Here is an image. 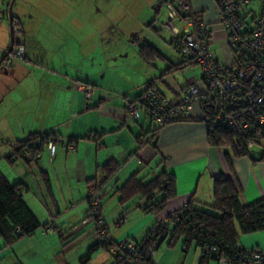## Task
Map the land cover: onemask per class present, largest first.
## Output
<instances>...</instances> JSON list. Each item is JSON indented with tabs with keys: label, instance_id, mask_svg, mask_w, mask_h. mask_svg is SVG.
<instances>
[{
	"label": "crops",
	"instance_id": "obj_1",
	"mask_svg": "<svg viewBox=\"0 0 264 264\" xmlns=\"http://www.w3.org/2000/svg\"><path fill=\"white\" fill-rule=\"evenodd\" d=\"M163 1L165 0H144L145 4H149L147 7L157 2L158 5L154 6L155 12L159 10V5L163 4ZM169 1L173 2V0ZM214 2L215 7L210 0H187L190 13L199 14L208 22L214 21L210 23L214 29L210 40L213 59L218 64L229 65L232 62V54L226 46L227 41L224 34L221 31H216L219 24L215 22L214 18L218 5L215 0ZM8 4L9 0H0V60L10 42L9 16L6 20L4 18L6 12L5 15L3 13L5 6V10L7 8L9 14ZM20 4L25 7H17L14 19L19 22L22 31L25 61H15L9 66H0V106L4 104L13 106L16 112L14 113L12 109L0 111V136L6 137L8 142H12L9 150L13 153L16 144L31 135L52 133V137L57 139L56 143H60L61 146L58 151L57 146L55 147L53 157L57 154L58 157H70L71 161L74 158V162H72V169L75 170V174L72 173L74 185L73 188H69L67 195L71 201L76 199L78 204L82 201L86 203V197L93 189V177H98V180L103 178L101 170L108 161H114L120 167L103 183V194L113 191V187L119 190L135 172H138V177L142 178L144 182L163 170L174 176L176 195L165 203L162 210L155 215V220L165 219L174 211L179 210L190 198L193 200V206L198 208L212 204L213 180L219 175L231 179L234 189L238 191L241 204H249L264 197V141L247 148V151L239 156L234 155L230 146L211 145L207 139V125L198 105L194 106L185 117L174 119L159 128L156 131L158 133H155L157 128L155 122L145 116L134 120L125 114L126 99L123 96H137L147 80L152 79L160 91L163 86L170 90L169 95L162 91L169 99H172L188 81H197L198 86L202 88L201 76L199 79L194 76L185 78L183 70L186 67L177 68L181 57L177 61L164 63L167 64V67L165 66L166 68L159 76H155L152 69L154 61L157 59L165 61L166 57L161 54V57L154 56L146 60L138 52L140 60L137 62L135 74L130 75L132 82L130 85H119L117 89L119 96L117 97L113 94L117 93L116 90L98 82L97 78L94 80L91 78L93 74L95 76L99 72L96 62L94 64L92 62L90 67H86L88 70L82 72L81 57L83 59L84 55L88 56L93 50L89 51L91 45L75 40L79 34L76 33L75 28L80 25L90 27L97 34L96 38H101L104 41V37L112 36L113 26L119 25L118 19L125 20L127 13H135V8L131 7L132 3L126 4V6L118 4L117 13H114V2L107 3L106 7H99L98 2L82 5L73 1L71 3L63 1L61 4L42 1L33 5L27 0H22ZM210 9L212 10L210 11ZM244 10L243 15L251 11L248 8ZM50 13L52 15L48 16ZM53 14H57L56 19ZM11 17L13 16L11 15ZM64 20L72 21L70 22L72 29H68L72 33L69 35L68 42L66 34L62 36L60 34L59 41L65 43V45H61L64 47L59 46L60 50L50 48L47 52L42 37L56 36L58 29L53 32V27L64 25L62 24ZM167 20L166 18L163 23L166 27ZM175 21H173V27L179 34V29L174 25ZM178 21L183 25L182 21ZM174 35L176 37V34ZM136 39L137 37L134 36L133 40ZM213 42L216 44L214 48ZM68 43H70V47L66 49ZM142 43H148L160 52L151 43L147 41H142ZM70 49L74 51L73 54ZM62 51H64V56H61ZM55 53L58 54L57 57H54ZM102 71H100L101 74H103ZM111 72L112 70L107 71L106 74L110 75ZM176 72L182 73V81L175 77ZM82 86H87L91 90L89 98L84 97L83 91L80 89ZM21 108L22 110H20ZM11 113L14 116L11 118L12 121L8 120ZM90 133L97 135L99 146L93 140L83 138ZM72 138H76L77 141L68 144V139ZM138 138H142L143 142L140 143ZM44 150L48 151L47 146H44L37 160L26 162L18 158V162L21 160L23 165H20L22 168L20 167L19 171L16 169V173L8 174L3 170L2 173L10 182L21 180L24 183L26 190L22 193V198L40 223L52 221L57 230L62 232L56 223V218L61 213L57 209V201L53 196L51 176L48 169L39 163ZM152 164L155 165L152 176L146 179L145 170ZM32 165L38 167L39 177L33 173ZM52 168L56 172L55 167ZM122 180L125 181L120 187H117ZM32 182L33 186L30 184ZM108 183L111 184L110 188L106 186ZM34 186L39 191L36 195L40 194L42 199L44 197L41 191L44 187L53 196V205H56L54 214L50 213L47 204L43 209L39 197L36 199L33 197L34 194L33 196L30 194ZM24 193H26L25 196ZM140 199L138 197V200ZM83 210L84 207L78 212L81 214ZM87 210L88 205L86 204V208L81 214L82 218ZM45 211H49V218ZM67 212L72 211L68 209ZM43 215L46 218L42 222L40 217ZM81 215L78 216L81 217ZM123 220L125 221L124 217ZM121 224L122 222L116 225ZM133 227L128 231L118 233L115 237L111 236V238L120 239L124 237L121 236L123 233L134 235L136 230ZM107 230L109 231L108 228ZM238 243L244 249L258 248L264 252V230L241 233ZM64 249L57 231L45 232L40 228L34 234L10 244H5L4 240L0 238V264H67L64 258ZM158 259L159 257L153 260L152 256L151 263L165 264ZM199 260L200 258L192 264H198ZM210 262L208 261L207 264H212ZM222 262L224 261H220L218 264H225ZM111 264L113 263L111 262ZM174 264H184V262L177 260Z\"/></svg>",
	"mask_w": 264,
	"mask_h": 264
},
{
	"label": "rangeland",
	"instance_id": "obj_2",
	"mask_svg": "<svg viewBox=\"0 0 264 264\" xmlns=\"http://www.w3.org/2000/svg\"><path fill=\"white\" fill-rule=\"evenodd\" d=\"M11 0H9L10 3ZM22 0H14L11 8V15L14 17L16 13V9L18 6L25 7L20 4ZM29 3L35 5L42 1H47L49 3H56L61 4L63 1H69L70 3L77 2L82 5H88V4H95L98 2L99 7H106L107 3L114 2L115 3V12L117 13V5H125L132 3L131 7L135 8V13L130 14L127 13L125 16V20L118 19L119 25L113 26V32L112 36L104 37V41L101 38L98 37L95 32H93L90 27L87 26H79L76 29V33H79L75 40L78 42L83 41L84 44L91 45V48L89 51L93 50L88 56L84 55V58L81 57V70L82 72L87 71L90 67L92 62L93 64L96 62L98 65L99 72L93 77H91L93 80L95 78L98 79V82H102L109 88H112L117 91L118 86L122 85H130L132 82V78L130 79V75L135 74V70L137 69V62L140 60L138 55L139 46L141 45L142 41H147L154 45L158 50L161 52L162 55H164L166 58L165 61L163 60H155L154 70L155 76H159L162 70H164L167 67L168 61H177L179 60L180 56L174 51L172 44H170V41L172 38H175V35L173 34V30L167 28L163 23L165 22L167 18V10L166 5L167 4H175L176 0H173V2L169 0L163 1L164 3L159 5V12H155L154 6L157 4V2L153 3L154 5L147 7L149 4H145L144 0H27ZM212 4L215 7L214 0H210ZM20 4V5H19ZM9 5V4H8ZM158 5V4H157ZM78 7V6H76ZM98 7V8H99ZM161 8V9H160ZM246 8L248 10H251L249 12V15L245 18L246 22H250L253 18V15L258 12V10L261 8V3L259 0H254L252 3H250ZM212 9H210L211 11ZM6 16L4 17L6 20L8 19V10L4 6L3 13ZM244 12V11H243ZM56 13V12H55ZM153 13V14H151ZM215 22L218 21V10L215 13ZM52 14H48V16H51ZM54 18H57V14H53ZM131 15V16H130ZM141 15V16H140ZM153 15V16H152ZM140 16V17H139ZM73 17V16H72ZM116 17V16H115ZM136 17H139L136 19ZM19 18V17H18ZM203 18V21L210 25V23L207 20ZM54 19V20H55ZM136 19V20H135ZM152 19V21H151ZM60 20V19H57ZM69 20H64L62 24L64 25H56L53 27V32L58 29L57 37L53 36H46V38L42 37L43 44L45 45L46 51L50 48L53 50H60L61 45H65L64 42L59 41V38L66 34V41L69 40V35L72 34L71 31L68 29H72V26L70 25ZM181 33L182 30V23L178 20L175 21L174 24ZM179 33V34H180ZM53 34V33H52ZM61 34V36H60ZM178 34V35H179ZM136 36L137 39L133 40V37ZM214 43V42H213ZM140 44V45H138ZM143 44V43H142ZM104 46V48H103ZM214 46L216 47V44L214 43ZM64 47V46H61ZM70 47V43L66 45V49ZM65 49V48H64ZM48 52V51H47ZM71 54H73V50L70 49ZM217 54V51H215ZM53 54V53H51ZM57 53H55L54 57H57ZM64 56V51H62V55ZM71 56V55H70ZM77 59H80L77 57ZM16 60H11L9 63H6L5 66H9L11 63H15ZM19 62H24V59H18ZM166 66V67H165ZM101 70L103 74H101ZM109 73L110 75H107V71H111ZM95 71V69H93ZM113 73V74H112ZM183 73L185 74V78L188 76H194L196 79H199L201 76V70L198 65L194 66H187L186 69L183 70ZM109 76V77H107ZM114 76V77H113ZM175 77L177 79L183 80L182 73L175 74ZM102 86V85H101ZM89 89V88H88ZM163 92L167 93L168 95L171 93L170 90H167L166 87H162L161 89ZM114 96H119V93L117 91L113 93ZM83 95L85 97V93L83 92ZM15 106V104H13ZM13 107V106H12ZM10 107L7 104H4L3 106H0V111H8L11 110L15 112V107ZM23 108V107H22ZM22 108L20 110H22ZM12 112V113H13ZM10 114L8 116V120H11V118H14L13 114ZM21 113V112H20ZM12 145V142H8L6 140V137L0 136V171L1 173L4 171L8 174L16 173V169L18 171L20 170V165H23V162L19 160H14L12 163H9L7 160V157L12 154V152L9 150ZM57 148L61 149L60 143H56L54 145ZM64 148V147H62ZM64 150V149H63ZM54 153L50 155V153L47 150H44L42 152L41 158L39 160V163L44 166V168H47L49 171V174L51 176V182L53 183L52 189H53V196L55 197L57 201L58 210L60 211L61 215L57 216V225L62 229V232L64 234V258L67 261V264H111L112 256L105 251L104 249L98 247L94 251H91L89 254L87 253V247L89 244H92L94 242H99L101 240V237L96 234L94 223L87 222L85 224H82V215L86 204L85 201H82L78 204V200L71 201L68 195L69 188H73L74 185V176L72 173L75 174V170L72 168V162H74V158L70 159V157H58L57 154L55 157ZM55 167L56 172L53 170L52 167ZM25 167V166H23ZM33 173L39 177V171H37V166L32 165ZM22 168V167H21ZM155 168V165L152 164L149 166L148 169L145 170V178L148 179L152 176L153 169ZM3 170V171H2ZM3 174V173H2ZM12 180V179H11ZM69 181V182H68ZM125 180H122L119 182V185L117 187H120L122 183ZM13 182V180H12ZM68 183H70L68 185ZM31 186H33V182L30 183ZM109 184V183H108ZM106 185L108 188H110L111 184ZM105 186V189H106ZM43 188V187H42ZM107 188V190H108ZM116 187H113V191L107 192L103 194L104 191H101L100 195V203H101V215L104 219V222L109 229V235L112 237H115L118 233H121L123 231H128L129 228L133 227L135 228L136 232L134 235H128L126 233H123L124 237L121 238H129L132 240L139 241L143 238L145 233L148 229H150L155 222V215L154 214H147L140 210L139 206L144 204V201L142 199L138 200V196H134L130 198L128 201L123 203V205L119 202V196L120 190H116ZM121 188V187H120ZM42 196L44 197V201L42 202L41 195H36L39 193V191L36 189V187H32L30 194L40 198V204L42 205L43 209H45V204L49 206L50 213L54 214L56 210V205H53V196L48 193L47 188L44 187L42 189ZM26 193H24V196ZM29 193L27 194V196ZM211 205V203L209 204ZM74 206V207H72ZM84 207V210L80 214L78 211L82 210ZM67 209V210H66ZM69 211L72 212H67ZM210 211V209H206ZM46 212V211H45ZM67 212V213H66ZM71 213L72 216H71ZM47 218H49V211L46 212ZM65 214V215H64ZM78 215H81L78 216ZM45 215L40 217V220L43 222L44 218H46ZM124 217V220L119 221V223L122 222L121 225L118 224V220L120 218ZM146 220V221H145ZM58 227V228H59ZM59 228V229H60ZM170 237L169 235L165 237L159 245V248L155 250L153 254V260H156L158 257V261L165 262V264H174V262H184V264H192V262H196L197 259L201 256V249L199 247H196L194 244H190V246L187 248V250L183 249L182 246V238L177 239L172 245H169ZM196 251V252H195ZM165 260V261H164ZM173 261V262H172ZM212 264H218L220 261H216L214 259L209 260ZM113 263V262H112ZM225 264H229L226 262H222ZM231 264V263H230Z\"/></svg>",
	"mask_w": 264,
	"mask_h": 264
},
{
	"label": "trees",
	"instance_id": "obj_3",
	"mask_svg": "<svg viewBox=\"0 0 264 264\" xmlns=\"http://www.w3.org/2000/svg\"><path fill=\"white\" fill-rule=\"evenodd\" d=\"M215 1L219 7L222 2L227 0ZM242 12L239 15L246 21ZM12 19L17 21L14 17ZM175 42L176 39L174 38L171 43L173 49L176 46L174 45ZM138 52L146 60L154 56L161 57V53L148 43L141 44ZM190 59L192 60V58L181 57L177 68L194 65L191 62V65H186V62ZM5 62L4 57L0 66L5 65ZM149 83L154 84L152 79L147 80L142 85L141 92L137 96L130 97L124 95L123 98L126 99L125 103L131 99L138 101L144 90L143 87ZM85 87L89 88L87 86ZM155 88L160 91L156 86ZM160 92L162 93V91ZM198 106L202 111V118L207 125V139L211 145L230 146L236 156L242 155L247 151L246 143L253 139V137L238 134L237 131L220 125L215 118V109L212 102L208 98L201 97ZM143 116L148 118L144 114ZM173 120H170V122ZM158 130L157 127L155 133H158L156 132ZM52 136V133L31 135L23 141L18 142L14 152L7 157L8 162L12 163L18 158L26 162L37 160L44 146H47L48 152L50 153L49 143L55 145L57 142V139ZM96 136L94 133H90L83 138L93 140L99 146L100 142ZM138 140L140 143L143 142L142 138H138ZM262 140H264V131L260 132L254 144L260 143ZM75 141L77 139L72 138L68 139L67 143L71 144ZM119 167V164L114 161H108L103 165V170H101L103 178L98 180V177H93L92 191L97 190L101 193L103 183L106 182L105 180L115 174ZM24 190H26V186L21 180L10 182L0 171V238L4 240L5 244H10L16 240L30 236L42 228L45 232L57 231L60 242L64 245V234L57 230L53 222L40 223L25 203L22 198ZM119 190L121 194L119 196V202L121 205L130 198L138 196L144 201V204L139 206L140 210L147 214L156 215L162 210L169 199L175 197L176 180L173 175L163 170L144 182L142 178L138 177V172H135L124 182ZM90 194L86 197L88 210L83 220L94 223V230L98 235V230L101 228L98 220L101 219L106 233L109 234L101 215V203L96 211H92ZM238 196V191L234 189L229 177L219 175L214 178L213 203L211 205H204L198 208L193 206V200L190 198L179 210L174 211L165 219L155 220L154 225L147 230L142 239L139 241L130 239L137 248V264H152L151 259L155 250L159 248L160 242L168 235L170 237L169 245H172L177 239L182 238L183 249L187 250L190 244L199 247L201 249V256L198 264H207L210 259L220 261L221 258L225 259L227 263L240 264L241 258L239 255L245 249L238 243L239 235L241 233L264 230V197L249 204H241ZM206 209H210V211ZM121 220H123V217L119 219V221ZM49 226H51V231L47 230ZM111 241L115 242L113 238ZM111 244L113 243H105L102 240L94 242L88 246L87 253L89 254L91 251L100 247L112 256L113 264H125L119 260L121 252L117 251L115 254L110 252L109 247Z\"/></svg>",
	"mask_w": 264,
	"mask_h": 264
},
{
	"label": "built area",
	"instance_id": "obj_4",
	"mask_svg": "<svg viewBox=\"0 0 264 264\" xmlns=\"http://www.w3.org/2000/svg\"><path fill=\"white\" fill-rule=\"evenodd\" d=\"M254 0H227L218 7L219 28L226 38V46L232 54L229 65H221L214 61L210 49L212 26L206 24L199 14L190 13L187 0H176V4H167V27L176 34L174 51L183 58H192L186 65H198L201 70V85L197 81H188L173 97L167 98L155 88L154 84L146 85L139 100H129L124 111L134 120L143 114L154 121L159 128L170 120L185 117L201 97L208 98L215 109L217 122L241 135L253 139L247 141L246 148H251L261 131H264V0H259L261 8L253 15L249 23L239 15ZM244 13V12H243ZM249 13L244 14L245 18ZM183 22L178 35L173 21ZM12 36L17 38L12 50L6 55V62L25 58L24 39L17 21L11 23ZM192 65V66H194ZM89 98L91 90L80 87ZM264 141V140H262ZM55 146L49 143L50 155ZM100 192L92 191L90 205L92 211L100 206ZM160 220V219H158ZM87 221L83 220L85 224ZM98 235L110 245V252H121L119 260L125 264H137V248L128 238L111 241L101 219ZM119 224V222H118ZM51 231V226L48 227ZM151 253V252H150ZM240 264H264V252L258 248L245 249L240 252ZM224 261L225 259H220Z\"/></svg>",
	"mask_w": 264,
	"mask_h": 264
},
{
	"label": "water",
	"instance_id": "obj_5",
	"mask_svg": "<svg viewBox=\"0 0 264 264\" xmlns=\"http://www.w3.org/2000/svg\"><path fill=\"white\" fill-rule=\"evenodd\" d=\"M13 2H14V0H11L10 1V3H9V7H8V9H9V26H10V42H9V45H8V48H7V50H6V52H5V54H4V56L2 57V59L0 60V63L2 62V60L4 59V57L12 50V47H13V44L14 43H17V38H14L13 36H12V33H11V23H12V17H11V8H12V4H13Z\"/></svg>",
	"mask_w": 264,
	"mask_h": 264
},
{
	"label": "bare ground",
	"instance_id": "obj_6",
	"mask_svg": "<svg viewBox=\"0 0 264 264\" xmlns=\"http://www.w3.org/2000/svg\"><path fill=\"white\" fill-rule=\"evenodd\" d=\"M11 33H12V31H11ZM5 59H6V57H5ZM6 61V60H5Z\"/></svg>",
	"mask_w": 264,
	"mask_h": 264
},
{
	"label": "flooded vegetation",
	"instance_id": "obj_7",
	"mask_svg": "<svg viewBox=\"0 0 264 264\" xmlns=\"http://www.w3.org/2000/svg\"><path fill=\"white\" fill-rule=\"evenodd\" d=\"M6 57V56H5ZM7 62H5V64H6Z\"/></svg>",
	"mask_w": 264,
	"mask_h": 264
}]
</instances>
